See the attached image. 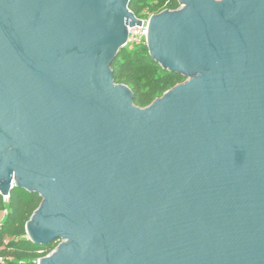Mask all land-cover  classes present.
<instances>
[{
    "label": "water",
    "instance_id": "95a60500",
    "mask_svg": "<svg viewBox=\"0 0 264 264\" xmlns=\"http://www.w3.org/2000/svg\"><path fill=\"white\" fill-rule=\"evenodd\" d=\"M131 0H0V196L37 264H264V0H177L146 47L185 82L133 104Z\"/></svg>",
    "mask_w": 264,
    "mask_h": 264
},
{
    "label": "trees",
    "instance_id": "16d2710c",
    "mask_svg": "<svg viewBox=\"0 0 264 264\" xmlns=\"http://www.w3.org/2000/svg\"><path fill=\"white\" fill-rule=\"evenodd\" d=\"M133 15L147 20L162 11L179 9L177 0H131L128 6ZM116 84L127 86L133 94V104L146 108L165 92L185 79L169 73L152 61L144 43H129L119 51L111 65ZM41 199L14 188L7 203L0 197V213L6 216L0 225V264H37L38 260L48 256L57 246L33 245L25 233V225L39 207Z\"/></svg>",
    "mask_w": 264,
    "mask_h": 264
},
{
    "label": "built area",
    "instance_id": "2783aa9c",
    "mask_svg": "<svg viewBox=\"0 0 264 264\" xmlns=\"http://www.w3.org/2000/svg\"><path fill=\"white\" fill-rule=\"evenodd\" d=\"M147 30H148V19L147 20H141V25L138 27L129 28L128 29L127 44H129V43H136V44L144 43L146 45ZM0 197H1L3 203H7L9 200V195L8 196H0Z\"/></svg>",
    "mask_w": 264,
    "mask_h": 264
},
{
    "label": "rangeland",
    "instance_id": "374dc122",
    "mask_svg": "<svg viewBox=\"0 0 264 264\" xmlns=\"http://www.w3.org/2000/svg\"><path fill=\"white\" fill-rule=\"evenodd\" d=\"M185 82V81H184ZM5 216H6V212H2V213H0V225H1V223H2V221L4 220V218H5ZM57 245H58V242H57ZM56 248V247H55ZM54 248V249H55ZM54 249L52 250V251H54ZM51 251V252H52Z\"/></svg>",
    "mask_w": 264,
    "mask_h": 264
}]
</instances>
